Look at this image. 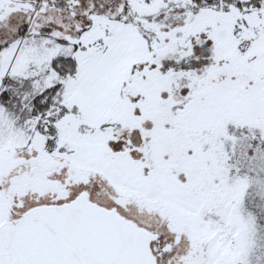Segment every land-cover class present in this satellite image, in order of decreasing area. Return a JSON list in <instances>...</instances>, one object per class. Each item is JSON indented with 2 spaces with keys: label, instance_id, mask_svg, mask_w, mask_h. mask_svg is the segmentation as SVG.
I'll use <instances>...</instances> for the list:
<instances>
[{
  "label": "snow or ice",
  "instance_id": "6c2138e0",
  "mask_svg": "<svg viewBox=\"0 0 264 264\" xmlns=\"http://www.w3.org/2000/svg\"><path fill=\"white\" fill-rule=\"evenodd\" d=\"M0 264H264V0H0Z\"/></svg>",
  "mask_w": 264,
  "mask_h": 264
}]
</instances>
